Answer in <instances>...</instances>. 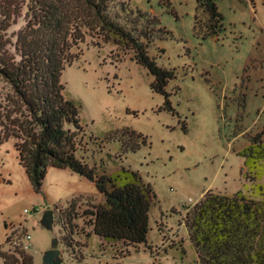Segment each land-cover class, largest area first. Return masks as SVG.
Segmentation results:
<instances>
[{
  "label": "rangeland",
  "instance_id": "obj_1",
  "mask_svg": "<svg viewBox=\"0 0 264 264\" xmlns=\"http://www.w3.org/2000/svg\"><path fill=\"white\" fill-rule=\"evenodd\" d=\"M29 4L30 0L18 4L3 31L13 53L18 35L31 19ZM217 4L224 29L203 39L194 29L196 0L111 3V12L129 29L141 28L152 17L158 21L162 30L156 31L149 50L159 65L175 69L168 85L173 111L163 107L164 96L150 87L153 76L131 60L132 53L125 54L112 43L94 44L98 39L90 34L76 49L80 57L62 74L67 96L82 106L87 144L79 155L101 170L122 165L138 170L153 186L157 198L147 242L135 246L106 242L92 233L82 216L74 221L76 232L70 233L60 223L55 205L66 207L79 192L93 197L94 182L50 167L43 193H36L19 163L15 139L10 138L0 144V245L11 232L13 241L30 233L32 246L25 251L33 256V264H44V253L54 238L61 264H199L186 227L187 212L209 190L250 192L239 152L264 129V67L262 60L253 61L264 50V0H217ZM12 99L11 86L0 77L3 117L13 109ZM126 127L142 134L146 142L108 139ZM91 135L93 141L88 142ZM259 182L264 183V176ZM99 199L97 194L95 200ZM78 203L82 212L93 198L82 197ZM48 206L55 210L53 229L41 223ZM9 249L14 251L11 243L0 246L1 251Z\"/></svg>",
  "mask_w": 264,
  "mask_h": 264
},
{
  "label": "trees",
  "instance_id": "obj_2",
  "mask_svg": "<svg viewBox=\"0 0 264 264\" xmlns=\"http://www.w3.org/2000/svg\"><path fill=\"white\" fill-rule=\"evenodd\" d=\"M22 1L0 0V77L14 94L13 109L5 117L0 110V144L15 139L19 163L38 194L43 193L50 167L69 169L94 182L97 192L93 197L79 193L66 202V207L55 205L60 223L70 233L76 232L74 221L82 216L92 233L106 242L146 243L157 194L138 170L124 165L113 171L101 170L79 155L87 144L82 106L67 96L62 74L80 57L82 53L76 49L90 34L98 39L94 44L112 43L125 54L132 53L131 60L153 76L150 87L164 96L163 107L173 111L168 85L175 78V69L159 65L149 50L156 31L162 28L158 29L155 17L141 28H127L111 12L113 0H30L31 19L18 35L13 53L6 47L3 31ZM196 2L195 32L203 39L219 35L224 16L217 0ZM262 134L264 129L239 152L247 168L244 177L251 184L250 192L209 190L187 212L186 227L199 264H264V183L259 182L264 176ZM129 138L146 142L142 134L128 127L108 136L123 143ZM92 139L91 135L88 142ZM82 197L93 198V203L80 212ZM14 236L15 232L7 234L5 241L14 251L0 250L3 264H33V256L25 251L21 239L13 241ZM67 245L72 246L70 241Z\"/></svg>",
  "mask_w": 264,
  "mask_h": 264
},
{
  "label": "water",
  "instance_id": "obj_3",
  "mask_svg": "<svg viewBox=\"0 0 264 264\" xmlns=\"http://www.w3.org/2000/svg\"><path fill=\"white\" fill-rule=\"evenodd\" d=\"M54 212L53 208H49L44 212L41 223L47 229H53L54 227ZM58 238H54L52 246L48 249L43 256L44 264H61L60 253L61 250L57 247Z\"/></svg>",
  "mask_w": 264,
  "mask_h": 264
},
{
  "label": "built area",
  "instance_id": "obj_4",
  "mask_svg": "<svg viewBox=\"0 0 264 264\" xmlns=\"http://www.w3.org/2000/svg\"><path fill=\"white\" fill-rule=\"evenodd\" d=\"M192 200V199H190ZM26 211H28V209H26ZM22 245L24 249H30L32 246V242H31V235L30 233H25V235L23 236L22 239Z\"/></svg>",
  "mask_w": 264,
  "mask_h": 264
},
{
  "label": "crops",
  "instance_id": "obj_5",
  "mask_svg": "<svg viewBox=\"0 0 264 264\" xmlns=\"http://www.w3.org/2000/svg\"><path fill=\"white\" fill-rule=\"evenodd\" d=\"M260 42H263V41H261V40H259ZM263 44V43H262ZM260 60H262V61H260ZM253 61H260V65L262 66V68L264 67V50L262 51V55L261 56H257V58H256V56H255V59L253 60ZM251 77V76H250ZM250 84V83H249ZM249 88V87H248ZM69 170V169H68ZM79 193H82V192H79ZM78 193V194H79ZM50 206H48L46 209H48ZM51 208V207H50Z\"/></svg>",
  "mask_w": 264,
  "mask_h": 264
}]
</instances>
